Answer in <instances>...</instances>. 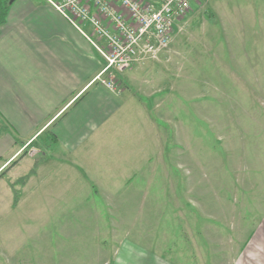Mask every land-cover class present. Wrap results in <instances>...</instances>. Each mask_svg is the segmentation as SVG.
I'll return each mask as SVG.
<instances>
[{
	"label": "rangeland",
	"instance_id": "rangeland-1",
	"mask_svg": "<svg viewBox=\"0 0 264 264\" xmlns=\"http://www.w3.org/2000/svg\"><path fill=\"white\" fill-rule=\"evenodd\" d=\"M163 52L135 77L166 97L150 119L134 118L151 154L135 165L155 176L134 179L143 190L123 193L116 209L108 197L109 208L74 212L84 225L58 226L51 254L41 230L20 262L144 264L145 250L152 264H264V0H194ZM23 213L28 224L48 215ZM112 232L119 243L106 240Z\"/></svg>",
	"mask_w": 264,
	"mask_h": 264
},
{
	"label": "crops",
	"instance_id": "crops-1",
	"mask_svg": "<svg viewBox=\"0 0 264 264\" xmlns=\"http://www.w3.org/2000/svg\"><path fill=\"white\" fill-rule=\"evenodd\" d=\"M162 56L123 71L119 90H109L96 79L104 59L83 32L46 0L9 3L0 24V227L15 234L0 233L1 264L12 258L23 264L18 251H32L41 230L51 254L58 226L84 225L74 212H98L99 204L111 205L108 197L116 209L123 193L143 190H136L134 179L155 176L135 165L151 154L150 143L135 134L142 122L134 118L141 112L150 119L149 110H162L166 97L147 84L155 81L135 77ZM31 210L47 211L48 217L20 221ZM3 211L16 213L8 218ZM63 214L77 220L57 221ZM113 232L106 240L119 243ZM151 256L144 264H152Z\"/></svg>",
	"mask_w": 264,
	"mask_h": 264
},
{
	"label": "built area",
	"instance_id": "built-area-1",
	"mask_svg": "<svg viewBox=\"0 0 264 264\" xmlns=\"http://www.w3.org/2000/svg\"><path fill=\"white\" fill-rule=\"evenodd\" d=\"M104 59L96 79L119 90L114 71L155 60L194 0H46ZM88 27V30H84Z\"/></svg>",
	"mask_w": 264,
	"mask_h": 264
},
{
	"label": "trees",
	"instance_id": "trees-1",
	"mask_svg": "<svg viewBox=\"0 0 264 264\" xmlns=\"http://www.w3.org/2000/svg\"><path fill=\"white\" fill-rule=\"evenodd\" d=\"M9 6V0L5 3V5H0V24L4 21V17ZM22 181V180H21Z\"/></svg>",
	"mask_w": 264,
	"mask_h": 264
},
{
	"label": "water",
	"instance_id": "water-1",
	"mask_svg": "<svg viewBox=\"0 0 264 264\" xmlns=\"http://www.w3.org/2000/svg\"><path fill=\"white\" fill-rule=\"evenodd\" d=\"M13 0H9V3H11Z\"/></svg>",
	"mask_w": 264,
	"mask_h": 264
}]
</instances>
